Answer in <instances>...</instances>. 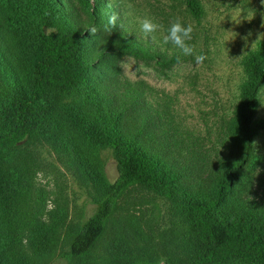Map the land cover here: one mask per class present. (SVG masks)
<instances>
[{
  "label": "rangeland",
  "instance_id": "1",
  "mask_svg": "<svg viewBox=\"0 0 264 264\" xmlns=\"http://www.w3.org/2000/svg\"><path fill=\"white\" fill-rule=\"evenodd\" d=\"M108 1L112 14H118L119 28L126 22L136 35L135 18H154L161 25L158 41L170 22L180 17L194 26L189 43L195 46V55L205 53L200 63L189 60L168 68L128 53L109 51L101 60L92 58L94 65L99 61V72L107 79L105 84L93 82L94 92L104 108L117 111L119 132L147 148L167 168L180 171L184 194L205 198L228 168L235 178L229 198L242 200L250 209L264 207V129L246 150L237 117L239 88L246 78L243 58L264 39V0H200L205 9L200 21L188 12L184 0ZM70 11L77 19L88 20L83 9ZM10 16L8 0H0V108L11 83L4 56L11 51L12 64L23 66L20 38ZM104 26H96L97 35L90 34L87 40L95 53L118 40V31L110 33ZM151 42L160 51H180L171 44ZM260 100L254 119H264V88ZM64 101L74 102L84 112L97 106L92 94L77 91ZM72 112L58 114L57 133L28 136L3 158L13 185L11 209L4 204L6 219H11L15 236L17 228L25 229L24 251L37 264H69L60 254L94 213L105 192L104 181L115 180L119 173L115 151L83 128L90 114ZM118 206L90 264L120 260L164 264L187 257L181 242L188 225L173 200L135 185ZM6 219L0 217L4 231Z\"/></svg>",
  "mask_w": 264,
  "mask_h": 264
},
{
  "label": "trees",
  "instance_id": "2",
  "mask_svg": "<svg viewBox=\"0 0 264 264\" xmlns=\"http://www.w3.org/2000/svg\"><path fill=\"white\" fill-rule=\"evenodd\" d=\"M8 0L11 20L16 26L23 50V66L17 68L5 55L10 84L6 85L0 108V217L7 218L11 209L12 183L3 158L28 136L54 132L58 114L89 113L82 123L85 131L94 133L99 143L111 147L116 153L118 176L104 181L105 192L97 200L94 213L81 225L73 240L60 254L69 264H90L92 251L106 232L108 223L117 212L119 200L132 186L152 189L173 200L188 225L181 248L187 255L164 264H264V207L250 209L232 195L234 172L226 169L214 192L205 198L184 194L179 179L182 173L167 168L147 148L133 138L119 132L115 109L104 108L96 97L93 82L106 83L105 74L99 72L98 63L109 51L117 55L128 53L136 58L154 61L168 68L183 61L195 60L181 51L158 50L150 39L136 35V29L117 20L115 46L105 45L95 53L87 44L90 32L85 28L106 25L113 6L108 0ZM188 12L200 21L205 9L200 0H184ZM111 5V6H110ZM74 7L83 9L87 21L73 16ZM205 55L204 50L200 53ZM180 57L179 62L177 57ZM246 78L239 88L241 109L237 113L243 135V146L250 150L264 129V119H254L264 88V39L257 48L243 58ZM74 91L92 94L96 108L84 112L74 102H65ZM120 119V117H119ZM143 130V128H139ZM241 163H239V166ZM229 198V199H228ZM7 223L11 219H6ZM14 229L8 223L0 229V264H37L34 257L24 251V230ZM112 264H143L135 260H120ZM149 264V263H147Z\"/></svg>",
  "mask_w": 264,
  "mask_h": 264
},
{
  "label": "clouds",
  "instance_id": "3",
  "mask_svg": "<svg viewBox=\"0 0 264 264\" xmlns=\"http://www.w3.org/2000/svg\"><path fill=\"white\" fill-rule=\"evenodd\" d=\"M118 18V14L116 13L110 15L107 24L104 26V30L111 33L117 27ZM135 24L139 35L145 39L151 38L153 42H162L163 45L171 44L185 56L195 55V46L189 43L193 39L194 26L191 23L185 24L180 17H176L170 22L167 34L162 35L159 41L157 33L160 31L161 25L154 18L149 16L137 17L135 18ZM120 27H123V25H120ZM85 29L94 37L98 33V28L94 25ZM176 59L179 62L180 57L178 56ZM204 59L205 57L202 55H195L197 63L202 62Z\"/></svg>",
  "mask_w": 264,
  "mask_h": 264
}]
</instances>
